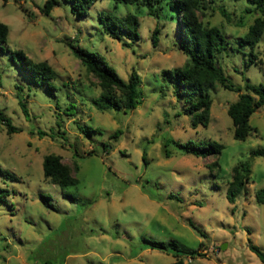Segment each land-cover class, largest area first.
I'll return each instance as SVG.
<instances>
[{"label":"rangeland","instance_id":"rangeland-1","mask_svg":"<svg viewBox=\"0 0 264 264\" xmlns=\"http://www.w3.org/2000/svg\"><path fill=\"white\" fill-rule=\"evenodd\" d=\"M45 1L0 0V21L9 28L6 44L33 60H46L56 71L57 85L51 93L34 84L0 51V111L16 126L7 132L0 120V264L174 260L173 251L151 247L144 237L175 240L184 264H264L248 245L264 252V202L254 195L264 187V156L250 155L251 148L264 145V104L249 116L251 132L237 139L227 106L238 91L216 83L208 124L192 127L182 101L160 73L188 59L176 41L175 18L157 17L145 4L114 0H95L80 17L65 0L45 13ZM212 5L199 17L206 25L220 26L233 47L216 56L228 79L242 88L246 80L264 82V30L253 47L261 62H250V46L237 41L257 14L244 10L247 0ZM102 9L136 13L139 38L125 45L106 33L97 17ZM154 27L160 29L156 45ZM68 41L99 51L124 79L135 69L142 79V100L133 108H98L93 97L100 87ZM78 123L100 131L87 134ZM115 130L119 134L110 136ZM208 138L223 144L217 170L207 165L213 157L184 153L172 141ZM48 152L69 164L77 161L78 183L62 188L44 178ZM243 160L250 162V177L231 202L226 183L232 166ZM42 194L51 196L52 206Z\"/></svg>","mask_w":264,"mask_h":264},{"label":"trees","instance_id":"trees-1","mask_svg":"<svg viewBox=\"0 0 264 264\" xmlns=\"http://www.w3.org/2000/svg\"><path fill=\"white\" fill-rule=\"evenodd\" d=\"M70 4V10L76 16H85L88 9L95 0H65ZM212 1L215 0H114L117 2H133L145 4L148 12L157 17L165 13L168 18H175L177 32L176 41L180 49L188 56L183 65L166 67L161 69V77L166 88L170 87L172 93L182 101L183 112L189 114L192 127L197 125H207L210 119V107L212 96L210 90L216 83L223 87L238 91L237 98L227 106V112L233 123V136L237 139H245L253 127L249 124V116L252 112L264 104V82L253 83L248 80L244 83V88L239 84L231 82L224 72L222 66L217 62L216 56L223 49L230 47L231 43L224 31L216 24L206 25L199 17V12L208 7L214 9ZM249 5L244 7L245 11H252L257 15L248 26L244 34L238 37V45H249L248 60L250 62H261L257 53L253 50L254 45L259 40L264 30V0H247ZM58 0H46L43 5L45 13ZM220 11L231 20V15L223 6H219ZM98 19L102 22L103 29L110 36L119 39L125 45L139 38V19L133 12L117 14L110 9H102L97 13ZM171 20V19H170ZM7 23L0 21V51L8 53L9 57L23 71L27 78L34 84H43L47 91L54 93L57 88L54 82L56 71L46 60H33L22 49L11 48L6 44L8 35ZM160 29L154 27L151 33L152 44L156 45L159 39ZM67 44L72 52L77 56L86 70L91 73L96 83L100 87L98 95L93 97L94 104L104 109L106 107L133 108L142 100V89L140 87L141 75L131 69L127 79H124L116 69L106 60L105 56L97 50H92L72 41ZM233 49V47L231 46ZM19 86V85H18ZM20 87V86H19ZM21 109L28 115L26 104L19 101ZM0 120L6 127L7 132L13 131L11 118L0 111ZM81 131L92 134L100 129L90 124L82 125L78 123ZM120 130H115L110 134L116 137ZM165 142V154L170 152ZM175 146L184 153L194 154L202 157H213L207 162L210 170L219 169L217 156L223 144L216 139H200L198 141L187 139L184 141L172 139ZM250 155L264 156V145L250 149ZM145 158L144 154L142 155ZM44 178L66 187L78 183L76 172L79 168L77 161L71 164L61 160V156L54 152H48L43 156ZM251 172L250 162L243 160L232 166L231 178L226 183V197L233 202L237 194L248 182ZM63 193L75 198L74 194H69L67 190ZM255 198L259 202H264V187H258L254 192ZM42 198L47 205H53L49 194H42ZM151 247L173 251L174 260L163 264H184L180 256V248L175 240L163 241L150 237H144ZM248 245L264 261V252L258 245L248 242ZM197 252H201L197 250Z\"/></svg>","mask_w":264,"mask_h":264}]
</instances>
